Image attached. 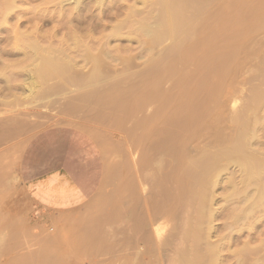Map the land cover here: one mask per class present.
Instances as JSON below:
<instances>
[{"label": "rangeland", "instance_id": "1", "mask_svg": "<svg viewBox=\"0 0 264 264\" xmlns=\"http://www.w3.org/2000/svg\"><path fill=\"white\" fill-rule=\"evenodd\" d=\"M28 1H29V4H28L29 6H27V7L30 8V5H31V7L32 6L35 7V6H37L36 4L40 3L39 1H42V0H37V1L28 0ZM194 1H195L194 4H196V5H193V1H192V5H191L192 7L191 8H193V10H191V11H194L195 16L193 17V12H192V18H194V20L195 19H197V20H195V21L192 20V28L194 25L195 26L194 32L196 30L197 31L195 33L192 32V36L194 35V37L192 38V42H193V39H194V41L195 40L198 41L200 38L202 39L204 34L210 35V36L206 35L207 38L204 36L205 39L212 38V35H215V34H216V36L215 37L213 36L215 39L217 37L220 38V35L224 31H227V30L219 28L221 30H220V32H218V29H217L218 24L220 23L219 27H220V25L222 26L224 24L228 25V27H229L231 24L234 23V22H232V23L229 22L232 19H233V21H236L239 23V25H238V23L236 25V22H235L234 25H236V26H243V25L245 26V24L248 25L247 23H249L248 26H251L250 24L252 23V21H255L256 23H252V26L259 25V30L253 36L254 40H261L262 37L264 38V25H263L264 24V22H263L264 21V14L260 15L262 18H260V16H259L258 18L257 17L254 18L252 21L248 20L246 23L244 21L238 20L239 18H242L249 11V8L252 7L251 3H253L254 5H258L259 0H254V1L253 0L252 1L251 0H243V1L238 0V6L235 3V2H237V0H212V1L210 0L211 3L208 0H200V1L194 0ZM204 1H206V2H204ZM207 1L209 4L207 3ZM199 2H201V3H199ZM15 3H17L16 5H18L19 8L24 7L23 9H25V7H26V6L21 5L20 4L21 2L19 3V1L15 2ZM240 3H242V4H240ZM2 4H1V8H3ZM205 4H207V5H205ZM3 6H4V4H3ZM196 6H198V9L195 8V10H194V7H196ZM223 6L225 9L223 8ZM14 7H13V12L10 11V13H9L11 15L6 16L7 17L6 18L7 21L5 23L6 25L1 26V23H0V74L1 73L3 74V72H4V75L7 74L10 77L8 79V81L9 80L10 81L8 83H6L4 81V79L1 78V75H0V264H112V263H114L115 260H116L115 261L116 263H114V264H131V262L133 263V261H134L133 256L131 255V241H130L131 234H132V231H131L132 227H130V226H132L131 223L134 219L136 222H139L140 224H141V221H144L147 224V220H148L147 210H148L149 206L146 208L144 206V204L141 202H143V200L145 198H148V199L150 198L152 200V198L156 197L155 193H158V191H161L160 185L154 184L152 177H150V176H152V173H154V167L152 169V167L149 166L148 163H145L146 162V161H144L145 158L147 157V159H148L150 157L151 153L153 154L152 156H155L156 152H154L155 153L154 154L153 151L159 152L156 154L159 157H161L160 155L161 154L163 155V152H164L163 158L165 160L168 159V164H169V161H170V164L172 163L170 166L171 171H170V167L168 166V164L166 162H165L166 164L164 162H162V164H163L162 166H161V162L159 163L160 165L158 163L157 164L161 168H164L165 165L167 166V168L165 167L166 170L162 169V171H161L165 176H167L174 170V169H172V166L174 167L175 165L182 163V160H183V162L185 161V156L189 154V153H187V149H190L189 146H191L189 144L190 143L192 144V142L190 141V139H192V135H195L197 133H201V137L198 136V139L196 138L197 135L195 136L196 139L193 141L194 143L192 144V147L193 146L195 147L196 141L199 142L197 144V146H199V145L202 146L207 141L209 143V140H210V142L214 141V142H216V144H218V142H217L218 140H215V138L213 137V135H216V133L218 132V128L220 127V129H221V127L223 126V129L226 127V130H227V127H228L229 123L231 122L229 120L231 118L230 116H232L234 114V112L237 113V109L240 110V112H238L239 114L242 111H244V113H245L246 109L244 110V108L247 105L249 98H251L252 95H254L255 90H257V88L258 89L264 88V86H263L264 85V64L260 63L259 65H256V67L251 66V68H249L251 70L250 71L249 69L247 70L248 65L247 66L243 65V67L238 66L239 67L238 68L236 63L232 62L231 66L233 65V68H234V69L231 68L232 73L230 72V74L227 75L226 78L225 77L223 78V80H225V82L223 81V87H225L224 90L227 87L226 96L228 95L227 97H229V95H231V98L227 100V103H224V101H220V100L225 99V102H226L227 98H223V96L226 97L225 94L222 96L223 92L218 93V91L217 92L215 91L218 94L217 96H216V93L214 94L213 97L215 99H213V98H210V99L207 98L206 99V97H204L205 93H207L208 89H210V87H211V85L208 84V82H210V81H208L209 80L208 76L210 77V75H209V72L207 71V69H208V66L210 65V62L214 61L213 58L210 57V55L208 54V52H210V50H211L208 48V49H206L207 54L205 52L204 53L201 52V56H200V53H199V56H197L198 59H197V57L195 58V56L197 54L195 56L192 55V56H194V57H192V61H190L188 63L186 62L185 63L186 65L177 64V63H175V65L173 64L171 70L174 69V72L173 71H172L173 73L169 72L168 76L162 81L159 80V77L161 76L160 75L161 72L159 73V71H158L156 73V76H159V77L155 76L157 79L154 77V81H153V79L150 81V83L152 85V87L150 89H151L152 93H154L153 94L154 97H153V99H150V101H148V96H147L148 93L147 92L149 91L148 84H150V83L149 82L147 83V80L144 81V79H142V78H144V76H142L140 79V76H138V75L135 76L134 74L139 72L142 68L146 67L147 63L150 64L149 63L150 60L153 61L151 55H149L146 52H149V50H152V54H153V52L156 53V51H157L156 48L159 50L162 46L158 47L157 45H159V44H156V43L146 44L147 42H145V41L143 42V40H144L143 36L140 37L142 35L140 33H139L140 35H137V36L134 34V37L135 36L136 37L135 38L132 37L133 42L130 43V42H128V40H126V38H124L125 37L124 35L126 33V30H127L126 29L125 31H123V30L121 31V33L124 32L122 35V36H124L123 38H122V36H119V35H118L119 37L116 36V37L108 38L107 43H108V47L110 46L109 49H111V52H110L111 55L114 56V58L111 59L113 61L111 62L110 59L106 60L105 56H103L104 58L102 57L105 65H107V67L113 72L112 78H114L115 80L111 79L112 82H109L110 85L112 83H113V85L115 84L114 86L112 85L113 87L108 85V86H110V89H109V87L106 85L105 86L106 90L105 89L102 90V88L101 89L98 88L100 90V92L102 90L101 93L99 91L97 93V90H98L97 89L96 92H94L95 94H92V93L86 94V93H84V91L79 90V88L77 86H71V85L68 86L67 84H65V82L59 81L58 79L45 80L47 82V83L45 82V84H41V80H38L37 81L38 84L41 85V86L39 85V88H41V90H39V88L37 89L39 94H40V91H41V93H43V91L45 89H47L49 86L58 85L59 83H61L60 85L62 86L61 90L59 89L61 92L58 91V88H57V91L59 92V94H58V92L54 93V91H53L52 94H50L51 96L49 95L48 98L42 97V95H37L36 94L37 91L32 96H29L26 89L23 88L24 87L23 84L26 83V73H27L26 69L29 66V63H27L29 61L26 60L25 64H27V66H24L25 65L24 62H20L22 60L21 58H23V57L21 55L15 56V54L17 52H16V49L13 48L14 43L12 42L13 41L12 39L14 38L15 30H17L16 27H18V30L22 29V31H24L25 29L31 30L32 28H34L35 23L34 24L33 23L32 24H28V23L23 24V26L25 25V26H27V28L25 26H24V28H23V26L20 27L21 21L23 19H26L30 14H25L23 16V18L22 17L17 18L16 12L18 11L17 10L18 8L16 6L15 9L17 11L16 10L14 11ZM45 7H46V5H45ZM221 7L223 8V11H222ZM186 9L188 10V8H186ZM230 9H232V10H230ZM238 9L243 11V15L240 16L239 18L238 17L235 18V15H236L235 10H238ZM4 10H2V11L3 12L8 11V10H5V11ZM196 11L200 12V14H197ZM263 11H264V3L258 5L256 7V10L255 9L252 10L251 14H253V16H255L258 13H261ZM216 12H217V14H216ZM233 13H234V15H233ZM196 15H197V17H196ZM1 17L2 16L0 15V19H2ZM230 17L232 18L231 20L229 19ZM19 19L21 20L20 22H19ZM16 20L18 21L17 22L18 24L14 25ZM198 21H200V22H198ZM224 21H225V23H223ZM0 22H2V20H0ZM196 22H198V24ZM8 23H10V24H8ZM11 23H12V25H11ZM240 23H241V25H240ZM213 24L215 25L214 29H213ZM196 25L198 26L197 27L198 29H196ZM211 25H212V30L214 32V33L212 32V34H210L211 32L208 31L209 27L206 30V27L211 26ZM261 26H263V27H261ZM50 27L51 26L49 24H45V26H43V25L41 26L43 31H46V29L48 30ZM260 27H261V29H260ZM10 29H11V31H10ZM200 29H202V30H200ZM214 30H216L217 33ZM99 32H100V30H98V33L96 34V36L103 35V34L105 35L106 33H109V32H107V30L101 32L102 34L101 33L99 34ZM12 33L14 34L13 36H12ZM132 33H135V32H132ZM226 33H228V31ZM229 33L232 36L227 38L226 41H228V44L233 43V40L235 42V40L237 39V38H234L236 36H233V33H231V31H229ZM106 35H108V34H106ZM131 36H133V34ZM231 38H232V40H231ZM246 38L247 37H245L244 39H246ZM251 38H252V36L250 37V40H251ZM10 39H11V41H10ZM138 39L140 41H136ZM7 40L9 43L7 42ZM118 40H119V42H118ZM248 40H249V38L246 39V41H248ZM105 41L106 40L103 38V40L101 39L100 43L105 42ZM10 43H12V44H10ZM129 45L131 48L129 47ZM124 46L126 48L128 47V49L130 48L132 52L131 51L129 52L128 49L123 48ZM5 47L7 48L8 52H7ZM113 48H115L114 49L115 51L113 50ZM116 49H118V50H116ZM122 49H126L129 54L125 50H122ZM263 49H264V45L261 47L262 51L260 50V52H263L264 51ZM118 52H120V53H118ZM118 55H120V56L117 59ZM206 55H207V57H206ZM208 56H209V59H207ZM149 57H151V58H149ZM154 57H155V55H154ZM217 57H216V59H220ZM114 59H115V61L117 59V61L115 62ZM262 59L264 60V56H262ZM160 61H163V60H161V59L154 60L153 64H155V67L153 64H150V66L153 65L152 67H154L153 68L154 70L160 69L159 66L160 67H166V66L169 67L170 62H168V59H166V63H164V62L162 63ZM197 61L199 63H197ZM216 61H218V60H216ZM19 62H20V65H19ZM157 62H159V63H157ZM8 63H9V65H8ZM21 63H23V66L26 68L25 69L26 71L24 70V67L21 68L22 67ZM200 63H201V66H200ZM208 63H209V65H206ZM233 63H235V65ZM143 64H144V66H143ZM12 65H14V66L12 67ZM126 66H127V68H125ZM128 66H131V67H128ZM178 66L181 67L180 72H179ZM18 67H19V69H18ZM235 67H236V69H235ZM261 67H262V70H261ZM256 68H257V70H256ZM21 69H23V70H21ZM176 73H177V75H176ZM189 74L191 75L190 77H189ZM164 75H166V74H164ZM179 77H181V80ZM161 78H162V76H161ZM239 78H240V82H239ZM135 80H137L136 81L137 83L135 82ZM184 80H186V82ZM243 80H244V83H243ZM58 81H59V83H58ZM121 81H123V82H121ZM181 81H183V83ZM229 81L231 82L230 84H229ZM175 82H176V84H175ZM52 83H54V84H52ZM146 83H147V85H146ZM156 83H157V85H156ZM220 83H221V87L219 85L218 88H222V80L220 81ZM220 83L218 82V84H220ZM224 83L225 84L227 83V85H224ZM134 84H135V86H134ZM185 84H188L187 88H186ZM78 85H79V83H78ZM140 85H141V87H140ZM182 85L183 86L185 85L184 88L182 87ZM119 86L122 88H120ZM229 86H230V92H229ZM142 87H144V88L142 89ZM155 87H156V89H155ZM182 88L185 91H181ZM163 90H170V91H167V93L168 94L172 93V99L170 100V104L168 103V104H166V106L163 105V103H162L164 100L163 98L165 97V94H166V93L163 94L164 97L162 96L161 92H163ZM130 91L132 94H130ZM178 92H180V93H178ZM184 92H186V94L188 93L187 96H186V94L184 95L186 100H184V96H182L184 94ZM189 92L192 94V96L190 95L191 98L195 95L194 97H200L199 100L203 99L202 101H200V103H199V100H195L194 102L196 105L199 104V106H200V104L202 105V103H204V100L207 101L203 105L205 108L201 107V110L199 108L197 109L196 113L194 114L193 120L195 117L196 118L199 117L198 118L199 120L196 119V122L198 123L200 121V118H201L202 123H200V124H205L207 121H208L207 123H209L210 119H211L212 125L210 127L205 126V129H204V126H199L200 124H197V126L196 125L193 126L192 124H190V122L192 123V117L190 119L191 121L188 120V117L186 118V113H187L186 108L188 105L187 102H189V100H190L192 103V100L189 99L190 98ZM192 92L195 94H193ZM196 92L198 94H196ZM231 92H232V94H231ZM258 92H259V90H258ZM160 93H161V96H160ZM75 95H76V98L72 97ZM127 95H128V97H127ZM140 95H142V96H140ZM158 95H159V97H158ZM34 96H36V97H34ZM202 96L204 98H201ZM220 96H222V99H220ZM32 97H34V98H32ZM40 97H42V98H40ZM161 97H163V98H161ZM122 98H124V101L122 100ZM125 98H126V100H125ZM154 98H155V101H154ZM234 98H235V100H234ZM128 99H129V101H128ZM208 99L211 100L212 102L210 101V103H209ZM111 100H112V102H111ZM144 100H146V101H144ZM152 100H153V102H152ZM229 100H230V102H229ZM181 101H182V104H180ZM60 102H61V104H60ZM119 102H120V104H119ZM172 102L174 104H172ZM178 102H179L180 106H179ZM183 102H184V106H183ZM185 102H186V105H185ZM219 102H223V103H221L222 104L221 108L219 107V109H220L219 117L220 118L219 117L217 118V116H216V118L218 120L213 118L212 114H211L212 111H210V117H209L210 119H209L208 118L209 115H207V111L211 108V106L213 108V104L215 106V104H218ZM103 104H104V106H103ZM147 104H149V105L146 108ZM155 105H156V108L159 106V108H157V109L160 112L163 111V113H162L163 116L159 112L160 115L156 114V116H155L156 119L154 118L151 120V122H147L145 120V116H147V114H149V111L153 110V112H155V109H156ZM169 105H170V107H169ZM149 107H150V109H149ZM166 107H167V109H166ZM174 107H176V109ZM191 107H192V105H191ZM191 107H190V113H192ZM206 107H207V109H206ZM160 108H163V109L160 110ZM242 108H243V110H242ZM127 110H128V113H127ZM176 110H178V111L180 110L179 111V117L177 115L178 111H176ZM173 111H175L174 114L176 113L174 115V117H172ZM198 111L201 113L200 116H202V114L205 113V115H204L205 117L197 116L200 114ZM218 112H217V115H218ZM166 113H168V114H166ZM197 113H199V114H197ZM260 113H261L260 115H262V114L264 115V111H262ZM182 115H183V117H182ZM190 116H192V114ZM213 116H214V114H213ZM207 118H208V120H207ZM212 118H213V120H212ZM207 123H206V125H207ZM263 124H264V122H263ZM263 124H262V126H263ZM132 125H133V127H132ZM190 125L193 127H189ZM56 126H72V127L78 128V129L83 130V131L87 132L88 134H90L94 138V140L97 142V144L101 150V153H102V156L104 159V163H105V174H104V179H103V183H102L100 190L84 206L78 208L75 211H72L69 213H63V214L47 213V212H44L43 210L37 208V206L34 204V202L28 197L27 193L25 192V190L23 188L21 180L19 178V160H20L21 154H22L26 144L29 142V140L33 136H35L39 132H41L45 129L51 128V127H56ZM174 126H177V127L174 128ZM229 126L232 127L231 123ZM201 127L203 130L201 129ZM231 127H230V129L228 127V130H230V133L228 132L229 135L227 134L228 130L225 131V134H223V135H225V138L226 137L228 138L230 136V139L228 138V140H227L224 137H222L224 140H227V142H229L232 139V137H231L232 128ZM150 128L152 129V131ZM180 128H181V130H180ZM176 129H178V130H176ZM216 129H217V132H216ZM196 130H198L199 132ZM207 131H209V132H207ZM174 132H175V134H173ZM258 132H261V133L259 134ZM176 133H177V136H176ZM192 133H194V134H192ZM164 135L168 139L166 142L168 144H170L167 146V143H166L167 147H165V143L162 141L163 140L162 138H164ZM168 135H169V137H168ZM142 136H143V138H142ZM209 136H210V139H209ZM232 136H233V134H232ZM257 136L259 137V139H261V138L262 139L260 140V142H258L254 145V148L256 147L255 149H261L262 151H264V144H263L264 143V126H263V128L260 127L258 129ZM153 137H154V139H153ZM178 137H180V138L178 139ZM205 137L207 140L205 139ZM212 137L214 138L213 140H212ZM160 138H161V142L164 143V145L162 144V148H161ZM148 139H151V141H153L154 144L152 142H149ZM155 139H156V141H155ZM158 140H159V142H158ZM187 140H189V141H187ZM177 141L179 143H177ZM186 141H187V143H186ZM146 142H148V145H149V143H151L150 145H152V147H149L148 145H146L147 144ZM156 142L160 143V148L157 147V146H159V144L156 146ZM182 144H183V146H182ZM209 145H211V143H209ZM214 145H215V143H214ZM206 146H208V145H206ZM168 147H169V150L171 152H169V150L167 149ZM141 150H142V152H141ZM161 150H162V152H161ZM181 151H182V154H181ZM174 152H175V154H174ZM171 153H173L172 160L175 161L174 163L171 162V157H172ZM177 153H178V155H177ZM145 154H147V155H145ZM193 154L196 156V152H192V155ZM176 155H177L178 159H175ZM180 156H181V158H180ZM166 157H168V158L166 159ZM131 167H132V169H131ZM168 167H169V169H168ZM149 169H150V171H149ZM166 171L167 172L170 171V172L167 173ZM176 173H178V172H176ZM142 175H144V176H142ZM239 175L240 174H239V170L237 167H234V166L229 167L228 172L222 175L223 178H222L221 185L216 188L217 190H215L216 191L215 196H217V198H216L217 200L215 202L216 205H214V206H216L215 208H217L218 211H219V209H221L220 211L225 209V210H223V212L219 211L220 215H222L221 216L222 218H220L218 216L217 217L218 220L216 218V220L218 222H216V220L214 222L216 224L215 226L218 228L217 230L220 231L221 234L223 231H225V235H226V232H228L224 229L228 230L227 223H230V221H231L230 217L228 219V214H229L231 208L233 207V204L226 203L223 199L226 192L224 193V195H222L223 192L226 190L228 191L229 188L228 189L225 188L226 190L225 189L223 190V188H224V186L225 187L227 186V182H226L227 178H231L232 180L238 181L240 179ZM148 176L150 177V179L148 178ZM172 181H173L172 182L173 185H174V182H175V185H178L181 182V180H178V181H180V182H178L177 179H173ZM176 182H177V184H176ZM182 183H183V181H182ZM168 184L170 185L171 181H170V183L168 182ZM163 188H164L165 192L167 190V192L165 194L169 195L168 188L167 187H163ZM165 188H166V190H165ZM166 195H163V196L165 197ZM221 196H223V197H221ZM137 197H139V198H137ZM164 197H162V198H164ZM166 198H168V197H165V199ZM220 198H222L223 200ZM221 200H222V202H221ZM137 202H138V205H137L138 207L134 204ZM140 203L142 206H140ZM165 204L168 205L167 201ZM170 204H173V202ZM221 204H222V206H221ZM174 207H175L174 209L176 210V211L174 210V212L175 213L177 212V214L180 216H176L177 214L172 215V213H171V215L169 213V215H170L169 216L166 213L167 214L166 217H165V215L163 216V218L165 217L164 219H162L161 217H158V218L156 217L155 219L153 218V222L155 224L152 223L149 225L148 229L149 230L151 229L150 232L152 230H155V228L159 227L160 225H158V224L160 222V224L163 223V224H161L160 227H164L162 229L161 238L166 237V235L169 236L170 232H172V231L174 233H177V230L180 229L181 226H183L185 223L184 222V220H185L184 214H182V213L184 212V209L187 210V207L185 206L186 208H183L180 204H177ZM221 207H223V209ZM222 213H224V215ZM225 214L227 215V218H225V216H226ZM176 217H178V218H176ZM136 218H137V220H136ZM156 219H157V221H158V219H160L158 221V223L156 222ZM176 219H177V221H176ZM226 219H228L229 222H226ZM173 220H174V222H173ZM258 220L260 222L257 223V225L253 229V231L247 230L245 228L247 226H244L242 228V229H244V228L245 229L243 230V232L241 230V235H240V232H237L238 231L237 229H234V231H236V232H234L233 230H229V231L234 232V234L232 232V237L234 236V238L232 239L233 243L231 244L232 246L230 245V247L234 248V250H235L237 248V244H239L238 247L241 248V243H244L243 241L246 239L249 240V238H247V237H250V235L251 236L254 235L257 238V236L259 234L261 236H259L258 238H262L263 237L262 234L264 233V222L261 221L260 219H258ZM139 223H137V224H139ZM223 224L225 225L224 227H222ZM153 225H156L157 227H155ZM225 227H227V228H225ZM180 231L181 230H178V233L182 234ZM259 231H261V232H259ZM248 232L249 233L253 232V233L252 234L250 233V235H249ZM178 233H177V236H174V238L173 237L169 238L168 242H166L165 246H163V247L160 243H157L156 245H155V243H154V245L151 244L150 248H152V251H153L152 253H154V256L152 257L153 254L151 253L150 254L151 257L149 258L150 261L148 260L146 262L144 259H142L140 257L139 259L141 261H139V259L137 261L135 260V262H136L135 264H140L142 261L143 262L141 264H169V263H171L170 257L172 256L171 254L173 252V250H171V249L175 250V247H178L177 245H179L178 243L180 242V239H179L180 236ZM228 233H231V232H228ZM260 233H262V234H260ZM221 234L219 236H224V232L222 235ZM215 235H217V233ZM237 236H239L240 239ZM216 238L214 237V238H212V240H216ZM176 239H178V240L175 241ZM235 239H236V241H238L237 243L235 242ZM252 240H253V238H252ZM252 240L251 241L249 240L251 242L252 246H255L258 244V242H257L258 239L255 241V245L253 244L254 241L252 242ZM256 242H257V244H256ZM162 244L164 245V243H162ZM233 244H236V245H233ZM134 245L135 246L137 245L136 247L139 248L138 247L139 243H135ZM162 248H163V250H162ZM149 250L151 251V249H149ZM161 251H163V252H161ZM226 253L228 254L229 252L227 251ZM102 255H103V257H102ZM167 256L170 259H168ZM228 260L230 261L229 257H228ZM228 260L226 259L227 264H233L234 263V260L231 259L232 261H230V262ZM119 261H120V263H118Z\"/></svg>", "mask_w": 264, "mask_h": 264}, {"label": "bare ground", "instance_id": "2", "mask_svg": "<svg viewBox=\"0 0 264 264\" xmlns=\"http://www.w3.org/2000/svg\"><path fill=\"white\" fill-rule=\"evenodd\" d=\"M18 1H19V3L21 2L20 4L23 6H26V7L29 6L28 0H0V15L2 16L1 17L2 19H0V20H2V22H0V23H1V26L6 25L5 24L7 21L6 16L11 15L9 13H10V11L13 12L14 6H15L14 11L16 10L15 9L16 6L18 8L17 9L18 11L16 10L17 11L16 12L17 18H19V17L23 18V16L25 14H30L27 18L25 17L26 19H23L22 21L20 20L21 18L19 19V22L21 21L20 27L26 23H28V24H32V23L34 24L35 23L34 28H32L31 30L25 29L24 31H22V29L18 30V27H16L17 30H15V35L12 33V36L14 35V38L12 39L13 40L12 42L14 43L13 48H15L16 52H17L15 54V56L21 55L23 58H21V57L20 58L23 61L21 60L20 62H24V64L26 63V60L29 61V62H27V63H29V66L27 67V69L24 67V66H27V64H25L23 66V63H21L22 64L21 68L24 67V70L25 69L27 70V71L25 70L27 72L26 73V83L23 84L24 85L23 88L26 89L29 96H32L37 91V89L39 88L40 84H38V82H37L38 80H41V84H45V82H46L45 80L58 79L59 81L65 82V84H67L68 86H70V85L71 86H77L79 88V90L84 91V93H86V94H89V93L95 94L94 92H96V90L98 88L99 89L102 88V90H104L106 88L105 86L110 85L109 82H112L111 79H114V78H112L113 72L107 67V65H105L104 60L102 59L103 56H105L106 60L107 59L111 60L114 58V56H112L110 53L111 52V49H109L110 46L108 47V43H107L108 38L116 37L118 35L122 36L124 32L121 33V31L122 30L125 31L126 29L127 30H126V33L124 35L125 37L122 36V38L123 37L126 38V40H128V42L131 43V42H133L132 37H134V34L136 36L142 34L140 37L143 36V38H144L143 42L144 41L147 42L146 44L156 43V44H159V45H157L158 47L162 46L159 50L156 48V50H157L156 53L153 52V54H152V50H149V49H148L149 52H146L149 55H151L153 61L161 59L163 61H160V62L166 63V59H168V62H170L169 67L168 66H166V67H160L159 66L160 69L154 70L153 68L155 67V64H153V61H151L149 59L152 62L151 63L149 61V63L153 64L154 67H152L153 65L150 66V64L147 63L146 67L142 68L139 72L134 74L135 76H137V75L140 76V79L142 76H144V78H142V79H144V81L147 80V83L148 82L150 83V81L152 79L154 81V77L156 76V73L158 71H159V73L161 72L160 75L162 76V78H161V76L160 77L156 76V77H159V80L162 81L168 76L169 72H172V71L174 72V69L171 70L173 64L175 65V63H177V64L186 65L185 63L192 61V57H194L196 54L197 55L195 56V58L197 56H199V53L201 56V52H203V53L205 52L207 54L206 49H208V48L211 49L210 52H208V54L210 55V57L213 58L214 61H211L210 65H209V63L206 64V65H209L207 71L209 72V75H210V77L208 76V78H209L208 81H210V82H208V84L211 85L210 89H208V92L205 93L204 97H206V99L207 98L215 99L213 96L217 91H218V93L223 92L222 96L224 94L226 96L227 87L224 90L225 87H223V81L225 82V80H223V78L224 77L226 78L227 75H229L230 72L232 71L231 70V68H233V65L231 66L232 62H235L237 67L238 66L243 67V65H246V66L248 65L247 70L249 68H251V66L256 67V65H259L260 63L264 64V60L262 59V56H264V51L260 52L261 47L264 45V38L262 37L261 40H254L253 36L255 35L256 32H258L259 25L252 26V23H256L255 21H252V20L254 18H256V17L258 18L260 15L264 14V11L261 13H258L255 16H253V14H251V11L254 9L256 10V7L258 5L264 3V0H259L258 5H254L253 3H251V5H252V7H250L251 9L249 8V11L242 18H239V17L243 15V11H241L240 9L235 10L236 12L234 11L236 13L235 18L238 17L239 18L238 20L244 21L245 23L248 20L249 21L251 20L252 21V23L250 22L251 26H248L249 23H247L248 25L245 24V26L244 25L243 26H236L238 22L233 21V19L230 17L229 19L230 20L232 19V20L229 22L230 23L234 22V23L231 24L229 27L226 24H224L222 26L220 25V27H219L220 23L217 26L218 32H220L221 29H225L228 31V33H226L227 31H224L220 35V38L217 37L216 39L214 38L216 36V34L212 35V38L208 37L209 39H205L207 34H204L205 37L203 36L204 38L202 37V39L200 38L198 41L195 40L196 42L194 41V39L192 42V38L194 37V35L192 36V32H194V29H195L194 25L192 28V20H194V18H192V12H193V17L195 15H194V11H191V10H193V8H191L192 7L191 5H192V1H193V5H196V4H194L195 3L194 0H42V1H39L40 3L36 4L37 6H35V7L32 6L33 7L32 8L30 5V8L25 7V9H23L24 7L19 8V6L16 5L17 3H15V2H18ZM35 1H37V0H35ZM208 1L210 2V0H208ZM208 1H207V3H208ZM201 2H199V3H201ZM204 2H206V1H204ZM2 3L4 4V6ZM235 3L238 6V0ZM1 4H2L3 8H1ZM240 4H242V3H240ZM45 5H46V7H45ZM205 5H207V4H205ZM186 8H188V10ZM195 8L198 9V6L194 7V10H195ZM223 8H224V6H223ZM223 8H222V11H223ZM4 9L8 10V11H5ZM2 10H4L5 12H3ZM230 10H232V9H230ZM197 14H200V12H197ZM216 14H217V12H216ZM233 15H234V13H233ZM196 17H197V15H196ZM260 18H262V17L260 16ZM195 20H197V19H195ZM225 21L223 23H225ZM17 22L18 21L16 20L14 25L18 24ZM198 22H200V21H198ZM198 22H196V23L198 24ZM235 22H236V25H234ZM8 24H10V23H8ZM45 24H49L51 27L48 30L46 29V31H43L42 30L43 27L41 28V26L42 25L45 26ZM11 25H12V23H11ZM238 25H239V23H238ZM240 25H241V23H240ZM24 26H23V28H24ZM25 27L27 28V26H25ZM197 27L198 26L196 25V29H198ZM208 27H209V29H208ZM261 27H263V26H261ZM261 27H260V29H261ZM214 28H215V25L213 24V29ZM219 28H221V29H219ZM202 29H200V30H202ZM207 29L209 32H211L210 34H212V32H213L212 25L207 26L206 30ZM98 30H100L99 34L103 31H106V30L109 33L105 32L108 35L103 34V35L96 36V34L98 33ZM10 31H11V29H10ZM131 31L135 32V33H132ZM214 31L217 33L216 30H214ZM229 31H231V33H233V36H236L234 38H237V39L235 40V42L233 40V43L228 44V41H226V40L228 37L232 36L229 33ZM132 34H133V36H131ZM251 36H252V38L250 40ZM245 37L249 38V40L246 41L247 38L244 39ZM103 38L106 41L101 42L102 43L101 44L100 41H101V39L103 40ZM231 40H232V38H231ZM10 41H11V39H10ZM136 41H140V40L138 39ZM7 42H8V40H7ZM118 42H119V40H118ZM10 44H12V43H10ZM129 47H130V45H129ZM123 48H126V47L124 46ZM130 48L128 49V47H127L126 49H128V51L130 52L131 51ZM114 49L115 48H113V50ZM126 49H122V50H125L127 52ZM6 50H7V48H6ZM116 50H118V49H116ZM7 52H8V50H7ZM118 53H120V52H118ZM154 55H155V57H154ZM192 55H194V56H192ZM119 56L120 55L117 56V59ZM151 57H149V58H151ZM206 57H207V55H206ZM216 57L220 58V59H216ZM117 59H116V61H117ZM197 59H198V57H197ZM207 59H209V56ZM216 60H218V61H216ZM112 61L113 60H111V62ZM114 61H115V59H114ZM20 62H19V65H20ZM9 63H8V65H9ZM157 63H159V62H157ZM197 63H199V62L197 61ZM235 63H233V64L235 65ZM144 64H143V66H144ZM13 66L14 65H12V67ZM200 66H201V63H200ZM19 67H18V69H19ZM128 67H131V66H128ZM125 68H127V66ZM180 68L181 67L178 66L179 72L181 70ZM235 69H236V67H235ZM21 70H23V69H21ZM256 70H257V68H256ZM261 70H262V67H261ZM164 74H166V75H164ZM0 75H1V78H3L6 83H8L10 81V80L8 81V79L10 77L7 74L4 75V72H3V74L1 73ZM176 75H177V73H176ZM190 76L191 75L189 74V77ZM179 78L181 80V77H179ZM221 80H222V88H218L219 85L221 87V83H220ZM59 81H58V83H59ZM136 81L137 80H135V82ZM184 81L186 82V80H184ZM121 82H123V81H121ZM181 82L183 83V81H181ZM218 82L220 84H218ZM239 82H240V78H239ZM78 83H79V85H78ZM147 83H146V85H147ZM230 83L231 82L229 81V84ZM243 83H244V80H243ZM52 84H54V83H52ZM60 84L61 83H59L58 85H51L47 89H45L43 91V93H41V91H40V94H39V92L37 91L36 94L42 95V97L48 98V96L50 94H52L53 91H54V93H57L58 91L61 90L62 86ZM175 84H176V82H175ZM112 85H113V83L110 86L113 87L115 84L113 86ZM156 85H157V83H156ZM185 85L187 88L188 84H185ZM224 85H227V83L226 84L224 83ZM110 86H108L109 89H110ZM134 86H135V84H134ZM148 86H149V91L147 92L148 93L147 96H148V101H150V99H153L154 93H152V91L150 89L152 87L151 83L148 84ZM184 86L182 85L183 88H184ZM140 87H141V85H140ZM57 88H58V91H57ZM120 88H122V87H120ZM143 88L144 87H142V89ZM183 88L181 91H185V90H183ZM99 89L97 90V93H98V91L100 92ZM155 89H156V87H155ZM39 90H41V88H39ZM102 90H101V92H102ZM258 90H259V92H258ZM167 91H170V90H163V92H161L162 96L165 93L167 94V95L165 94V97L163 96L164 98L161 97L164 99L162 103L165 106L168 103L170 104V100L172 99V93L168 94ZM229 92H230V86H229ZM161 93H160V96H161ZM178 93H180V92H178ZM58 94H59V92H58ZM130 94H132L131 91H130ZM185 94H186V92H184V94L182 96H184ZM193 94H195V93H193ZM196 94H198V93L196 92ZM231 94H232V92H231ZM128 95H127V97H128ZM187 95H188V93L186 94V96ZM190 95L192 96L191 93L189 94V96ZM217 95L218 94L216 93V96ZM140 96H142V95H140ZM191 96H190V98L188 97L189 99L192 100V103L190 100H189V102H187L188 105L186 108L187 109L186 110L187 111L186 118L188 117V120H190L192 117V123L190 122L191 120L189 121L190 124H192L193 126H195V125L197 126V124L202 123V121L200 118V121L198 123L196 122V119H198L199 117H197V118L195 117L194 118L195 121H194L193 120L194 114L196 113L198 108L201 110V107H204L203 105L207 101L204 100V103H202V105L200 104V106H199V104L197 103L198 105H196L194 101L199 100L200 97H194L195 96L194 95L191 98ZM222 96H220V99H222ZM227 96L226 97L223 96V98H227L226 102H225V99L220 100V101H224V103H227V100L231 98V95H229V97H227ZM34 97H36V96H34ZM34 97H32V98H34ZM42 97H40V98H42ZM72 97L76 98V95L72 96ZM158 97H159V95H158ZM204 97L202 96L201 98H204ZM129 99H128V101H129ZM122 100L124 101V98H122ZM125 100H126V98H125ZM184 100H186L185 96H184ZM202 100L200 99L199 103ZM234 100H235V98H234ZM144 101H146V100H144ZM154 101H155V98H154ZM210 101L211 100H209V103H210ZM111 102H112V100H111ZM152 102H153V100H152ZM229 102H230V100H229ZM221 103H223V102H219L218 104H215V106L213 104V108H212V106L210 109L208 108L209 109L207 111V115H209L208 118L210 117V111H212V113H211L212 117L215 118L216 120H218L217 118L220 115L219 114L220 113L219 107L221 108V106H222ZM60 104H61V102H60ZM119 104H120V102H119ZM172 104H174V103L172 102ZM178 104H179V102H178ZM180 104H182V101L180 102ZM180 104H179V106H180ZM148 105L149 104H147L146 108L148 107ZM185 105H186V102H185ZM191 105H192V107H191ZM103 106H104V104H103ZM183 106H184V102H183ZM169 107H170V105H169ZM190 107L192 108V110H191L192 113H190ZM155 108H156V105H155ZM157 108H159V106ZM157 108L155 109V112H153V110L149 111V114H147V116H145V120L147 122H151V120L155 118L156 114H159L160 111ZM174 108L176 109V107H174ZM149 109H150V107H149ZM162 109L163 108H160V110H162ZM166 109H167V107H166ZM206 109H207V107H206ZM245 109H246L245 113H244V111H242L243 110V108H242L241 111L243 113L241 112L239 114L238 112H240V110L237 109V113L234 112V114L232 116H230L231 118L229 120L231 122L230 121L229 122L231 123L232 127L229 126L230 123H229L228 127H229V129H230V127L232 128L231 131H232L233 136L231 134L232 139L229 142H227V140H228V138L230 139V136L228 138L227 137L225 138V135H223V134H225V131L228 130V127L226 130V127L223 129V126L221 127V129H220V127L218 128V132L216 129L217 133H216V135H213L215 140H218L217 141L218 144H216V142L212 141L214 139L213 137L211 140L212 142H210V140H209L210 136H209L208 140H209V143H211V145H209V143L207 141V142H205V144H203L204 146L203 145L197 146V144L199 142L196 141L195 147L194 146L192 147V144L194 143L193 141L196 138L198 139V136L201 137V133H197L195 135H192V139H190L192 144L189 142L190 143L189 145H191V146H189L190 149H187V153H189V154L185 156V161L183 162V160H182V163H180V164L176 163L177 165H175L174 167L172 166V169H174V170L167 176H165L161 172L162 169L166 170L167 166L165 165L166 168L165 167L161 168L159 166L160 162H161V166L163 165L162 162H164V163L166 162L168 164V159H167L168 157H166L167 160H165L163 158L164 152H163V155L162 154L160 155L161 157L156 155L157 153H159L157 151H153V153L156 152V154L154 153L155 156H152L153 154L151 153V155L148 159L145 156L146 157L144 160V161H146L145 163H148L149 166L152 167V169L154 167V173H152V176H150V177H152L154 184L160 185L161 191H158V193L154 192L156 194V197L152 198V200L150 198L149 199L145 198L143 200V202L140 201L141 203L144 204V206L146 208L149 206L148 210H147L148 220H147V224L144 221H141V224H140L139 222H136L134 219L131 223L132 224V226H130V227H132V229H131L132 234H131V239H130V241H131V255L133 256V260H134L133 263L131 262V264H135L136 263L135 260L137 261L140 257L142 259H144L145 262L148 260L150 261V259H149L151 257L150 254L153 252L152 248H150V245L151 244L154 245V243H155V245L157 243H160L162 245V247L165 246V244H166V242H168L169 238H171V237L174 238V236H177L178 230H181L180 232L182 233V234L178 233L180 236L179 237L180 242L178 243L179 245H177L178 247H175V250L171 249V250H173V252L171 254L172 256L170 257L171 263H169V264H224V263L227 264L226 259L228 260V257L230 258V261L234 260L233 264H264V233L263 234L260 233L263 235L262 238H258L259 236H261L259 234L256 238L254 235H252V236L250 235L251 232L250 233L248 232L251 238L250 237H247V238H249L250 241L253 238L252 242L254 241L253 242L254 245H255V241L258 239V241H257L258 244L256 242L257 245H255V246H252L251 242L246 239L247 241L244 240L243 241L244 243H241V248L238 247L239 244H237V248L235 250H234V248L230 247V245L233 243L232 239L234 238V236L232 237V232L234 231V229H237L238 230L237 232H240V235H241V230L243 232V230L245 228L249 231H253V229L256 227L257 223L260 222L258 219H260L261 221L264 222V151H262L261 149H255L256 147L254 148V145L256 143L260 142V140L262 139V138L259 139V137L257 136V131L260 127L263 128V126H264V124H263L264 115L263 114H262L263 116L260 115L261 114L260 112L264 111V88H259V89L257 88V90H255L254 95H252V97L249 98L248 103L245 106L244 110ZM176 111H178V110H176ZM179 111L177 113L178 117H179ZM174 112L175 111H173L172 117H174V115L176 114V113L174 114ZM217 112H218V115H217ZM127 113H128V110H127ZM160 113L163 116V114H162L163 111H161ZM199 113H197V114H199ZM166 114H168V113H166ZM191 114H192V116H190ZM213 114H214V116H213ZM200 115H201V113L197 116H200ZM204 115H205V113L202 114L203 117H205ZM202 116H200V117H202ZM216 116H217V118H216ZM182 117H183V115H182ZM208 118H207V120H208ZM213 118H212V120H213ZM210 122L207 123V125L205 123V124H200L199 126H204V129H205V126L210 127L212 125L211 119H210ZM262 124H263V126H262ZM177 126H174V128ZM193 126L190 125L189 127H193ZM132 127H133V125H132ZM201 129H202V127H201ZM176 130H178V129H176ZM180 130H181V128H180ZM151 131H152V129H151ZM196 131H198V130H196ZM207 132H209V131H207ZM228 132L230 133V130L227 131V134H228ZM258 133L260 134L261 132H258ZM173 134H175V132ZM192 134H194V133H192ZM176 136H177V133H176ZM195 136H196V138H195ZM168 137H169V135H168ZM222 137H224L227 140H224ZM142 138H143V136H142ZM179 138L180 137H178V139ZM153 139H154V137H153ZM162 139H163L162 141L165 143V147L170 145L166 142L168 139L165 135H164V138H162ZM205 139H206V137H205ZM148 140H149V142L153 143V141H151V139H148ZM155 141H156V139H155ZM187 141H189V140H187ZM187 141H186V143H187ZM158 142H159V140H158ZM160 142H161V138H160ZM213 142L215 143V145ZM146 143H147L146 145H148V142H146ZM164 143L161 142V148H162V144L164 145ZM166 143H167V146H166ZM177 143H179V142L177 141ZM150 144L151 143H149L148 146L152 147V145H150ZM158 144H159V146H157ZM206 145H208V146H206ZM156 146L160 148V143L156 142ZM182 146H183V144H182ZM167 149L169 150V147ZM162 150H161V152H162ZM141 152H142V150H141ZM169 152H171V151L169 150ZM192 152H196V156L194 155L195 153L192 155ZM171 154H172L171 162L174 163L175 161L172 160L173 153H171ZM174 154H175V152H174ZM181 154H182V151H181ZM145 155H147V154H145ZM177 155H178V153H177ZM177 155H176L175 159H178ZM180 158H181V156H180ZM169 164H170V161H169ZM169 164H168V166L170 167L172 163L170 165ZM231 166L238 168L239 174H240L239 175L240 179L238 181H235V180H232L231 178H227V180H226L227 186L226 187L224 186L223 190L225 188H227V189L229 188V189H228V191L225 189L226 191L223 192L222 195H224V193L226 192L224 197L221 196V197H223V199L226 203L233 204V207L231 208L229 214L226 212L228 214V219H229V217L231 218L230 223H227L228 230L223 228L224 230L231 232V233L226 232V235H225V231H223L224 236H219L221 234V232L217 230L218 228L215 226L216 224L214 222L218 216L220 218H222L221 217L222 215H220V212H223V210H225V209H223V207H221L223 210L220 211L221 209L218 208L220 211L219 212L217 210V208H215L216 206H214V205H216L215 202L217 200L216 199L217 196H215L216 195L215 190H217L216 188L221 185L222 178H223L222 175L227 173L229 170V167H231ZM169 167H168V169H169ZM131 169H132V167H131ZM149 171H150V169H149ZM170 171H171V167H170ZM170 171H168V172H170ZM175 171L178 173H176ZM142 176H144V175H142ZM150 177L148 176L149 179H150ZM173 179H177V181L181 180V182L178 181V182H180V184L175 185V182H174V185H173V183H172ZM170 181H171V184L169 185L168 182L170 183ZM182 181H183V183H182ZM176 184H177V182H176ZM163 187L168 188L169 195L165 194L167 192V190L165 188V190H166V192H165ZM163 195H166L165 197H168L169 199L168 198L165 199V197ZM162 197H164V198H162ZM137 198H139V197H137ZM220 199H222V198H220ZM165 200L167 201L168 205L165 204L166 203ZM222 200H221V202H222ZM172 202H173V204H170ZM141 203H140V206H142ZM134 204L137 206L138 202L134 203ZM177 204H180L183 208L187 207V210L184 209V212L182 213V214H184V218H185L184 222L185 223L183 226H181L180 229L177 230V233H174L172 231V232H170L169 236L166 235V237L161 238L162 229L164 227H160L161 224H163V223L160 224V222L158 224L160 226L157 227L156 225H153L157 228L154 227L155 230H152L150 232L151 229L150 230L148 229L149 225L152 223L155 224L153 222V218L155 219L156 217L157 218L161 217L162 219H164L167 214L169 215V213H170V215H171V213H172V215L177 214V212L176 213L174 212V210H175L174 206ZM222 204H221V206H222ZM222 214L224 215V213H222ZM164 215H165V217L163 218ZM176 216H180V215L177 214ZM176 218H178V217H176ZM225 218H227V215L225 216ZM160 219H158V221ZM228 219H226V222H229ZM136 220H137V218H136ZM217 220H218V218H217ZM217 220H216V222H218ZM158 221L156 219L157 223H158ZM176 221H177V219H176ZM173 222H174V220H173ZM137 223H139V224H137ZM224 226L225 225L223 224L222 227H224ZM244 226H247V227L242 229ZM227 227H225V228H227ZM229 230H233V231H229ZM223 232H222V234H223ZM234 232H236V231H234ZM234 232H233V234H234ZM259 232H261V231H259ZM216 233H217V235H215ZM214 237L215 238L217 237L218 239L216 238V240H212V238H214ZM237 237L239 238V236H237ZM177 240L178 239H176L175 241H177ZM235 242L237 243L238 241H236V239H235ZM135 243H139V246H138L139 248L136 247L137 245L136 246L134 245ZM162 243H164V245ZM233 245H236V244H233ZM149 249H151V251ZM162 250H163V248H162ZM227 251L229 252L228 254L226 253ZM161 252H163V251H161ZM152 254H153L152 255V257H153L154 253H152ZM102 257H103V255H102ZM167 258H168V256H167ZM170 258H168V259H170ZM115 261H114V263H116ZM139 261H141V260L139 259ZM114 263H112V264H114ZM118 263H120V261Z\"/></svg>", "mask_w": 264, "mask_h": 264}, {"label": "crops", "instance_id": "3", "mask_svg": "<svg viewBox=\"0 0 264 264\" xmlns=\"http://www.w3.org/2000/svg\"><path fill=\"white\" fill-rule=\"evenodd\" d=\"M104 174L97 142L72 126L39 132L19 160V178L28 197L52 214L69 213L88 203L100 190Z\"/></svg>", "mask_w": 264, "mask_h": 264}]
</instances>
